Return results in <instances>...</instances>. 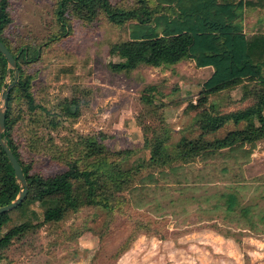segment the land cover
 I'll list each match as a JSON object with an SVG mask.
<instances>
[{
  "label": "rangeland",
  "instance_id": "rangeland-1",
  "mask_svg": "<svg viewBox=\"0 0 264 264\" xmlns=\"http://www.w3.org/2000/svg\"><path fill=\"white\" fill-rule=\"evenodd\" d=\"M55 2L9 0L11 23L2 36L14 53L21 47L35 50V60L20 59L19 66L45 110L28 112L13 99L11 114L19 120L5 138L30 174L47 177L74 161L81 168L100 161L84 158L85 144L94 139L110 152L129 151L109 154L106 163L129 169L132 176L114 192L111 209L84 205L59 222L43 223L37 197L26 195L1 235L25 221L36 227L0 250V264H264V140L199 154L188 163L175 161L171 169L147 164V140L152 142L154 133L163 139L168 130L164 145L171 150L182 136L195 139L202 131L203 139L213 142L241 129L244 124L227 122L213 131L198 124L196 115L207 106L225 114L251 105V99L243 100L244 86L202 99L211 68H196L189 60L123 71L122 60L108 50L128 39V27L102 17L83 22L69 16V33L47 44L57 32ZM10 80L6 75L4 86L12 88ZM71 100L79 108L76 119L62 112ZM101 170L97 177L104 175ZM225 193L236 195L232 213L225 209Z\"/></svg>",
  "mask_w": 264,
  "mask_h": 264
},
{
  "label": "trees",
  "instance_id": "trees-1",
  "mask_svg": "<svg viewBox=\"0 0 264 264\" xmlns=\"http://www.w3.org/2000/svg\"><path fill=\"white\" fill-rule=\"evenodd\" d=\"M132 1L130 5H118L110 0H56L53 14L57 32L48 39L47 44L64 38L69 33V16L83 22L102 17L115 27H128V39L111 44L108 50L109 54L122 60L121 70L131 71L139 65L170 66L182 60H189L196 68H212V73L201 85L199 96L202 99L207 100L210 96L243 85V100H252L251 105L225 114L213 112L207 106L196 115L198 124L209 125L213 131L219 130L227 122L236 126L244 124L241 129L228 131L224 137L214 139L213 142L204 140L205 135L201 131L195 139L180 137L173 149L168 150L164 145V141L168 140V130L163 132V139L158 133H154L153 141L147 140L150 154L147 164L168 166L171 169L175 161L188 163L194 156L210 155L236 143L248 142L255 145L262 142L264 31L258 30L247 35L242 21L244 8L263 6L264 0ZM10 23L9 0H0V40L15 58L17 69L16 75L13 70L7 72L6 60L0 54V94L7 74L13 86L7 94L5 127L2 134L4 137L19 120V117H12L11 114L13 99H20L28 112L45 110L35 102L31 91V77L24 74L19 66L20 59L25 63L34 61L36 52H30L27 47L12 52L2 36ZM13 92L15 97L12 96ZM62 112L65 117L76 119L79 115L77 102H65ZM6 140L21 165L27 183V198L37 197L43 208V223L59 222L67 212H74L84 205H99L106 210L111 209L114 192L119 191L132 176L129 169L122 171L119 165L106 163L109 154H128L129 151L110 152L105 145L94 139H89L88 144H85L87 151L84 158L94 157L100 161L91 162L82 168L74 161L63 172L47 177L30 174L28 167L20 161L10 139ZM103 165L106 168L102 167ZM99 170L104 174H100L102 177H97ZM75 182L80 184V187H75ZM19 190L20 186L13 170L0 147V207L12 202ZM221 197L225 198L227 212L232 213L237 209L234 193H225ZM25 203L24 199L13 210L21 211ZM11 211L0 214V250L8 248L14 238L36 227L25 221L1 235L2 228L11 222ZM240 211L244 215L247 212L244 208ZM34 217L37 219L36 215ZM261 222L264 223V216L261 217Z\"/></svg>",
  "mask_w": 264,
  "mask_h": 264
},
{
  "label": "water",
  "instance_id": "water-1",
  "mask_svg": "<svg viewBox=\"0 0 264 264\" xmlns=\"http://www.w3.org/2000/svg\"><path fill=\"white\" fill-rule=\"evenodd\" d=\"M0 54L6 60L7 72H9L10 70H13L14 74L16 75L17 69H16L15 58L13 57L12 53L9 51V49L4 45V43L1 40H0ZM3 87L5 88L2 90V93L0 94V147L5 153V156L13 170L15 179L20 186V190L12 202L0 207V214L9 212L15 209L18 205L22 203V201L25 199L27 195V183H26V179L24 177L21 165L16 159V157L14 156L9 146L7 145L6 138L2 135L4 132V127H5L4 122H5L7 94L11 88L10 84L5 85Z\"/></svg>",
  "mask_w": 264,
  "mask_h": 264
},
{
  "label": "crops",
  "instance_id": "crops-1",
  "mask_svg": "<svg viewBox=\"0 0 264 264\" xmlns=\"http://www.w3.org/2000/svg\"><path fill=\"white\" fill-rule=\"evenodd\" d=\"M255 1V0H252ZM247 13L251 16V15H255V17L253 16L252 18L246 17ZM244 17H243V28H244V32L247 35H251L255 32H257L258 30L264 31V3L263 6H253L252 8H244ZM248 18V19H247ZM206 68H210V67H206ZM212 73V68L210 69V74ZM210 74L208 75V77L210 76ZM240 87H236V89H239ZM234 89H232L231 91H234ZM263 115H264V110H263ZM259 143V142H258Z\"/></svg>",
  "mask_w": 264,
  "mask_h": 264
}]
</instances>
